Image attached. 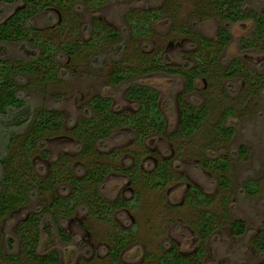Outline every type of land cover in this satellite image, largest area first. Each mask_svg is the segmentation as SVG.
I'll return each instance as SVG.
<instances>
[{
	"label": "rangeland",
	"instance_id": "1",
	"mask_svg": "<svg viewBox=\"0 0 264 264\" xmlns=\"http://www.w3.org/2000/svg\"><path fill=\"white\" fill-rule=\"evenodd\" d=\"M71 1L73 0H70V3ZM172 1L173 3L170 2L168 5L176 20L187 21L189 13L193 12L195 1ZM85 2L88 0L76 1L77 5L82 6L79 12L66 8L64 16L68 18V27H61L60 23L58 24L57 19L61 17V12L60 17L58 12L53 13L55 18L41 13V16L33 22L41 42H50L59 48H62L64 44H73L78 39L84 43L90 37L88 36L90 28L87 32H83L80 25L88 24L95 17L100 23H105L120 33L125 45L120 60L126 64H128L127 61L131 62L134 59L136 51L153 53L164 62L176 63L182 59L181 52L192 49L191 40L178 35L164 20H159L152 26L148 25L151 32L150 39L133 42L130 38L124 14L127 12L135 14L138 10L161 7L162 0H112L95 10L89 8ZM262 2L264 3V0ZM70 3L68 6L73 5ZM19 7L18 0L12 5L0 4V21ZM169 11L171 10L167 9L164 12ZM74 19L76 23L73 24ZM227 27L231 42L222 55L223 65L227 67L233 59L240 58L244 68L253 74H263L264 55L257 52H239V40L250 33L251 23L243 22L227 25ZM217 28L218 25L214 19L205 18L200 24L199 32L205 37L213 38ZM31 51L30 47L23 50V47L17 43H0V58L8 61L13 59L27 61ZM73 59L64 54L60 61L54 60L58 69L56 72L58 75L56 74L54 80L47 78L48 80L43 82L46 84L42 87L41 85L33 88L25 87L23 97H26L33 108L55 109L61 112L65 119L64 129L44 137L45 146L42 150L48 157H41L39 152L31 156L30 162L35 168L34 174L38 179L49 177L51 164L55 163L53 170L58 171L63 168L64 176L69 172V176L77 179L80 176L76 174L75 166L92 167L91 163L101 164L112 169L104 178L101 197L108 202L120 198L121 201L135 202L136 206L133 209L114 210L110 214L104 211L101 219L87 211H75L60 223L64 232L72 236V242H62L57 237L53 225L48 235L42 232L37 246L38 254L46 256L55 251L59 264H149L145 254L159 257L162 252L170 249L171 244L184 256H190L198 246L203 245L202 264H216L218 261L226 264H264V257L257 255L252 249L254 235L264 228V185L259 187L260 192L256 196L250 197L243 192V183L247 179L260 181L264 176V91L261 93L258 91L259 95L258 92L249 94L248 86H243L239 81L228 82L223 86L219 84V81L208 88L204 81H199L194 94L183 97L189 104L202 102L205 97L212 99L216 109L211 111L209 118L211 122H216L222 112L219 102H222L223 91L227 92L229 99L225 106H231L235 111V115L228 121V125L234 129L229 151L220 150L222 142L218 138H207L198 133L187 140H168L164 136L145 137L141 144L132 138L129 132L123 131L115 133L111 139L104 141V146L96 148L97 154L89 159L79 156L76 147L77 134L72 131L78 118L83 115L87 100L99 94L111 100L115 112H127L132 110V107L123 97L124 87H114L108 83V73L115 68L111 62L100 59L99 66L95 63L87 64L80 56ZM138 82L152 87L159 93L161 107L167 120L165 135L173 134L177 130L178 112L175 99L182 92L180 81L160 73H152L138 78ZM23 85H26V81ZM3 138L0 133V157L1 152L4 151ZM212 138H216V141L207 147ZM16 150V147L11 149L12 153ZM111 153H114L116 157H108ZM205 156L224 157L229 160L230 168L227 174L229 184L226 191L219 189L216 175H210L196 167L195 164ZM162 161L168 162L174 179L162 189H151L144 185L141 179L146 180ZM2 168L4 169L0 171L1 185L17 186L22 194L28 192L31 186L35 188L30 175L20 173L19 167L0 160V170ZM119 168L121 170L122 168L136 169V171L138 169L137 173L141 175L139 181L134 186L130 185L128 177L116 171ZM177 175H183L185 180L176 181ZM189 185H194L202 193L215 198L213 206L205 210L214 215L216 225L204 243L197 238L198 214L204 209H192L186 203L184 195ZM56 190L55 188L56 197L68 196L64 193V195L60 194V189L58 192ZM26 197L24 204L0 220V254L16 256L19 253L21 255L23 249L19 241L15 244L14 254H8L5 251L6 237L15 238L17 226L29 216L39 214V211L44 210L51 201L47 193L36 192L33 198L29 195ZM136 198L137 201H135ZM107 201H104L106 205ZM233 221L244 224L245 231L242 235L233 234L231 228ZM116 226H119V230L134 227L132 229L134 237L133 243L121 253L119 263H112L107 255L106 247L109 235L113 237L112 227L116 228ZM2 261L0 259V264H14L12 261L9 263ZM22 263L27 264L23 260Z\"/></svg>",
	"mask_w": 264,
	"mask_h": 264
},
{
	"label": "trees",
	"instance_id": "2",
	"mask_svg": "<svg viewBox=\"0 0 264 264\" xmlns=\"http://www.w3.org/2000/svg\"><path fill=\"white\" fill-rule=\"evenodd\" d=\"M16 1L0 0V4L12 5ZM18 1L20 7L0 21V43H17L23 47V50L30 47L32 51L29 52L27 61L16 59L8 61L0 58V133L4 137V151L1 152L0 160L19 167L20 173L30 175L35 188L31 186L28 192L22 194L19 187L1 185V182L0 220L24 204L27 199L26 195L33 198L36 192L47 193L51 201L44 210L39 211V214L29 216L17 226L14 233L15 238L6 237L5 251L8 254H14L15 244L19 241L23 249L21 255L19 253L16 256L0 254L2 255L0 259L3 263L12 261L14 264H23L22 260L27 264H59L55 251L46 256L38 254L37 246L42 232L48 235L50 228L54 225L57 237L64 243H71L72 236L64 232L60 223L75 211H87L101 219L104 211L110 214L114 210L123 208L133 209L136 203L121 201L120 198L108 202L101 197L104 178L112 170L101 164L91 163L92 167L75 166L74 170L80 176L75 179L69 176V172L64 176L63 168L58 171L53 170L55 163H52L49 177L37 178L34 174V165L30 162L31 156L39 152L41 157H48L47 153L42 150L45 146L44 137L64 129L65 119L63 114L55 109L33 108L26 97H23L25 87L33 88L38 85L42 87L46 84L43 82L48 80L47 78L54 80L56 74L58 75L56 73L57 64L54 60L60 61L64 54L70 58L73 57V60L76 56L83 57L87 64L95 63L100 66L99 60L101 59L115 66L114 70L108 73V83L114 87H124L123 97L130 103L132 110L115 112L108 97L99 94L90 97L83 108V115L78 118L72 128L73 133L77 134L76 147L81 157L93 158L97 154L96 148L104 146V141L111 139L115 133L123 131L129 132L130 136L141 144L145 137L164 136L168 140H187L198 133L207 138H218L222 142L220 150L229 151L234 129L228 125V121L235 115V111L231 106H225L229 99L227 92L223 91L222 102H219L222 112L216 122H211L209 118L211 111L216 109V104L212 99L205 97L202 102L189 104L183 97L194 94L199 81H204L207 88L219 81L221 86L228 82L237 83L239 81L243 86H248L247 93L249 94L264 91V73L253 74L242 66L240 58L233 59L227 67L223 65L224 60H222V55L231 42L227 25L243 22L251 23V31L247 36L240 38L239 52H257L264 55V3L262 0H194L193 12L189 13L187 21H178L173 16L172 9L168 5L170 2L173 3L172 0H162L161 7L152 10H138L135 14L127 12L124 14V19L133 42L150 39L151 32L148 25L152 26L155 22L164 20L178 35L191 40L192 49L181 52L182 59L176 63L164 62L153 53L136 51L134 59L131 62L127 61L128 64H126L120 60L125 46L120 33L107 24L100 23L95 17L88 24L80 25L83 32H87L90 28L88 35L90 37L84 43L78 39L73 44H64L62 48H59L50 42H41L33 25L34 20L41 16V13L55 18L53 13L58 12L60 17L61 12V17L57 19L58 24L60 23L61 27H68V18L64 16V13L67 7L70 11L79 12L82 6L77 5V0L71 3L70 0ZM108 1L112 0H88L85 3L95 10ZM69 3L73 5L68 6ZM167 9L171 11L164 12ZM205 18L214 19L218 25L213 38L205 37L199 32L200 24ZM72 22L76 23V19ZM152 73L177 78L182 86L181 94L175 99L178 112L177 130L168 136L165 135L167 120L161 107L159 93L152 87L138 82V78ZM24 81H26L25 86ZM116 135L121 136V134ZM216 138H212L213 140L206 146H211ZM14 147L17 150L12 153L11 149ZM108 157L116 156L111 153ZM195 165L210 175H216L221 191L228 189L227 174L230 168L228 159L205 156ZM116 171L127 176L130 185L133 186L141 177L137 173L138 169L136 171V169L122 168L121 170L119 168ZM1 179L2 173H0ZM173 179L174 176L169 169L168 162L162 161L146 180H141L151 189H162ZM175 180L184 181L185 177L177 175ZM261 185H264V176L260 181L247 179L243 183V192L250 197L256 196L260 192ZM55 188L57 192L60 189V194L64 193L68 196L56 197ZM184 197L192 209H204L198 214L197 219V238L204 243L216 225L214 215L205 210L213 206L215 198L202 193L194 185H189ZM103 200L107 201V205ZM221 208H224V202ZM107 222L111 224L110 221ZM116 228L112 227L113 237L109 235L106 247L107 255L112 263H119L121 253L133 243L134 237L132 231L134 227L122 230H119V226ZM231 228L233 234L237 236L245 231V226L240 221H233ZM252 249L257 255L264 257V228L254 235ZM148 255L145 254V258H148L149 264H202L204 247L200 245L193 254L184 256L179 253L177 247L171 244L170 249L162 252L159 257ZM216 264L226 263L218 261Z\"/></svg>",
	"mask_w": 264,
	"mask_h": 264
}]
</instances>
